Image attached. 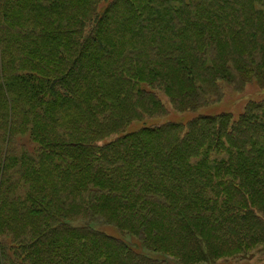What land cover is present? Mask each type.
I'll return each mask as SVG.
<instances>
[{
  "label": "trees",
  "instance_id": "16d2710c",
  "mask_svg": "<svg viewBox=\"0 0 264 264\" xmlns=\"http://www.w3.org/2000/svg\"><path fill=\"white\" fill-rule=\"evenodd\" d=\"M97 2L0 0V66L13 48L0 69V264L251 257L264 246V100L236 120L126 129L166 113L158 92L195 112L222 82L264 85V0H111L100 14ZM20 113L37 142L28 159ZM35 168L66 184H35Z\"/></svg>",
  "mask_w": 264,
  "mask_h": 264
},
{
  "label": "rangeland",
  "instance_id": "374dc122",
  "mask_svg": "<svg viewBox=\"0 0 264 264\" xmlns=\"http://www.w3.org/2000/svg\"><path fill=\"white\" fill-rule=\"evenodd\" d=\"M110 1L111 0H98L96 4L97 13L100 14ZM133 24H135V20ZM117 27H118V31H120V27L123 28L122 24L120 23L117 25ZM9 33L11 34L10 30ZM117 35H119L118 32L114 34V37H116ZM125 39L126 38L122 39L121 44L122 42L125 41ZM12 50L13 48L8 50L6 55L4 56V63L2 66H0L1 70L9 68V64L13 60L11 57ZM26 64H28V62L23 61V65L20 64L22 68L18 69L17 72H20L21 74H25L27 76L29 66ZM219 87H220V97L217 100H213L210 104H208L205 107H202L201 109L195 112H189V111L176 112L175 110L172 109L166 96L163 93L158 92V95L166 108V113L159 117L145 119L144 121L139 123L134 122L128 127V129H126V131H134L141 128L142 126H158L170 122L185 123L188 120L198 115L214 116L218 114H231L233 119L236 120L239 117V115L243 113L245 106L247 104H249L250 102H259L264 100V85H261L256 81H251L249 83H246L244 86L240 88H236L233 85L222 82L219 84ZM0 104H2L1 99H0ZM19 116L22 117L23 120L24 126L22 129L24 133L19 134V137H16L17 151L18 152L25 151L27 153L26 158L28 159L30 158L31 155L35 154V150L37 148V142H35L32 139V136H30L31 133L30 126L32 127L31 120H29L30 116L26 113H20ZM34 123L35 126L33 130L36 135V133L38 132L37 123L39 122L34 121ZM115 138H117V136L110 134L108 136L103 137L100 140V143L101 144L109 143L110 141H113ZM29 163L30 161L26 160L25 168ZM29 171L33 172L32 181L35 184L49 185L52 183V181H54L53 184H56V187H58L57 184L58 185L66 184V182L63 183V181H59L58 178L55 177L50 172L39 173L37 168L29 169ZM45 179L47 180L44 181ZM70 222H71L70 224L75 227L82 226L84 224L86 225L89 224L90 226H93L97 230H100V228H98L96 224L97 223L96 220H92L91 222H88L86 219L78 217ZM162 229H164V227ZM163 231L170 232L168 228H165V230ZM106 232L112 235L114 234L117 235L114 229H109ZM250 255L251 257L248 256L244 258H239V256L233 258L224 257L223 259L217 260L209 264H264V246L252 250ZM168 260L170 262L174 261L173 259H168Z\"/></svg>",
  "mask_w": 264,
  "mask_h": 264
}]
</instances>
